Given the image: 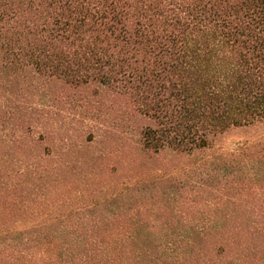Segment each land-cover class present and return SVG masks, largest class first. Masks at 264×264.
Masks as SVG:
<instances>
[{"label":"trees","instance_id":"16d2710c","mask_svg":"<svg viewBox=\"0 0 264 264\" xmlns=\"http://www.w3.org/2000/svg\"><path fill=\"white\" fill-rule=\"evenodd\" d=\"M0 264H264V0H0Z\"/></svg>","mask_w":264,"mask_h":264},{"label":"rangeland","instance_id":"374dc122","mask_svg":"<svg viewBox=\"0 0 264 264\" xmlns=\"http://www.w3.org/2000/svg\"><path fill=\"white\" fill-rule=\"evenodd\" d=\"M84 97H87V96H86V93L84 94V92H83L81 95L77 96L76 98L84 99ZM95 97L96 96H94V97L91 96V98H88V99H93L94 100ZM80 105H82V104L80 103ZM92 106H93V104H92ZM76 109H77V111L80 110L78 107L75 108V111H76ZM94 114H95V117H97V115H99L98 112H96ZM92 115L93 114L91 113V114L88 115V117H92ZM111 118H116V116H112ZM122 119L127 121L126 118H121V119L118 118V121L121 122ZM124 125H125V127H127L128 125H130V123L129 124L126 123ZM255 131H256L255 129H250L249 131L248 130L246 131V130H243V129H232L223 137L221 143L224 144V147L226 149L227 147H229V145L231 143L238 142V141H244V140L248 139L250 137L249 135H252V134L256 133ZM125 137L129 138V135H125ZM116 139L118 140L117 137L115 138V140ZM115 143L121 144V143H119V140L115 141ZM111 147H112L110 149V152L112 153L111 156H114L115 158H117V160H113V159H111V160L119 161L117 163V165H120V164L124 165V163H121L120 160L123 161L124 159H128L130 157L136 158V157L139 156V153L137 151H135V149L133 148L134 145L129 140H125L124 146H122L120 148V150L117 149L116 148L117 146L114 145V144ZM225 151H228V150H225ZM83 153L84 152H80V155H82ZM123 175H124L123 173H119L117 175H116V173L115 174L113 173L112 174L113 182H115V181H118V182L127 181V180H124V178H123L124 176ZM101 187H99V188L89 187V188L85 189L86 195L87 194H93L94 195L93 198H90L91 200H88V201H92V199H93V201L99 200L100 202H104L105 200L110 199L112 197V195L115 193L113 191V188H111V187H108V186H104V188L103 187L101 188ZM77 196H79V195L77 194ZM87 204H89V203H87Z\"/></svg>","mask_w":264,"mask_h":264}]
</instances>
